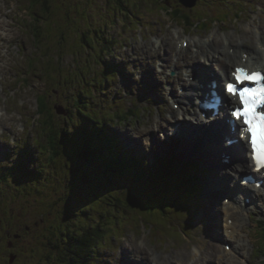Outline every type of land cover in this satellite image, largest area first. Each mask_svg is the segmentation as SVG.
Wrapping results in <instances>:
<instances>
[{
	"label": "rangeland",
	"instance_id": "rangeland-1",
	"mask_svg": "<svg viewBox=\"0 0 264 264\" xmlns=\"http://www.w3.org/2000/svg\"><path fill=\"white\" fill-rule=\"evenodd\" d=\"M33 1L35 5L30 6L32 10H24ZM45 1L0 0L1 7L5 6L6 3L20 7L19 11L23 14L22 19L26 22L21 38L24 48H20L16 43L12 45V53L13 56L15 55L13 67L7 73L8 83L4 84L6 92H2L0 89V112L6 113L7 118H15L16 121L12 119L10 123L14 124L17 128L16 134H11L9 126H6L4 129L0 128V164L9 162L11 159L7 157L9 153L14 154V159L17 158V150L22 149L23 145L31 151L28 157L33 158L37 162L48 160L47 156L49 152L41 149L38 145L39 142L44 141L42 130L39 128L40 122L37 120L38 116H36L38 112V97L42 93L47 95L49 106L59 116V122L63 124L67 123L69 119L68 107L73 106V100H77L78 94H82L87 88L86 86H93L90 83L96 82V73L101 72L104 67V64L98 58L99 56L94 55L88 50L89 48L82 46L79 48L77 46L76 33L79 31V27L85 32L91 23L97 27H104V24H107L109 34L118 37L120 43L114 48L115 51L113 50L109 53L108 57L107 55L105 57H107L106 60L113 62L116 66H125L126 72H122L126 73L130 78V82H125L123 77L118 74L115 81L109 83L106 88H101L103 93L98 90L97 92L94 91L95 98L91 101L96 105L113 102L110 107L121 105L125 109L136 108L138 106L140 115H136L134 119H129L127 122H119L121 118L116 115L112 123L108 121L121 138V153L136 154L142 159L143 164L148 166H152L153 162L161 160L157 155L155 158H152L150 156L151 150L149 149V136L162 140L158 132L159 130L151 128L149 131H145L143 128L149 120L154 116L161 115L162 112H164V117H166L163 132L172 124L169 123L171 121L169 118L172 104L168 101L167 90L161 93L158 83H162L166 89L174 83L165 81L163 74H157L156 62L157 60H161V57H158L156 60L157 56L147 58L143 55H137L135 53L136 44H143L148 39L150 41V38L156 41L155 38L160 39V36L166 37L169 32V24L177 28L179 32H182V35H176L178 40L196 39L205 41L209 30H200L199 27L190 28L182 20L173 19L169 13H166L162 9L161 4L157 2L158 0L143 2L141 11L135 8L134 10L138 18H124L120 16L115 23L108 22V17H114L115 14L108 9L106 5L107 0H48L46 4ZM216 1H221V3ZM165 2L169 8L175 5V2L181 5L180 0ZM200 3L201 1L199 0L196 6L198 7L197 13H192L193 22L198 20V13L206 18H215L222 8H226L232 16L231 19L224 23L216 20L212 24L210 32L212 30L217 32L220 29V35L225 36L226 32H241L246 30L247 26L256 27L261 32L264 31V0H209L207 2L204 1L202 5ZM204 3H208L209 5L204 6ZM220 5L222 7H217ZM86 8L87 14L86 12L84 14L81 13ZM186 10L191 11L193 9ZM242 11L243 13H241ZM237 12L241 17L235 16ZM85 14L91 15L90 19L84 18ZM77 16L83 19L84 22L81 23ZM37 18L41 20L39 22L41 28L38 29V35H35V26L38 25ZM62 34L65 35V40H63ZM194 50H197V47H194ZM53 59L56 60V63ZM32 60H34L33 63H31ZM193 62L190 60L187 66L190 67ZM85 67L90 68V72L87 73ZM152 76L156 80L153 83L151 81ZM146 80H149L148 84L145 83ZM22 82L25 85H22ZM148 85L156 88V94L152 96L155 99L150 97L149 94L144 93V91H147ZM130 86L135 90H132ZM174 93H177V88L174 89ZM161 105H163L162 110ZM104 107L103 111L107 109V105ZM63 109L64 112H62ZM122 117L129 118L126 115H122ZM33 118L36 119L33 120ZM129 132L134 135L132 140L135 146L134 149L128 148V146H131L128 143L129 140H127ZM159 148L160 146L158 145L157 149ZM69 149L65 147L61 150V154L65 156L67 161L71 160ZM49 156L51 157L50 154ZM34 160L28 166L29 170L36 166V164H33ZM59 160L64 163L63 159ZM188 163L191 165L198 163L202 172L203 194L201 197L195 196L198 208L196 214H188L185 211H181L179 216L172 214L169 217L171 222L162 224L157 233L153 230V225L147 219L146 221L150 224V227L145 222H138L132 219L127 223L124 230L121 229L123 238L116 239L112 237V240L106 245L101 244L96 248L97 257H93L94 259H92L91 264H127L125 246L128 243L134 244L136 241L139 243H145L146 241V244L152 249L169 255L174 254V251L178 252L179 245L190 242L195 236L206 239L205 222L201 223L199 218L202 213L201 202L205 200L206 195L204 179L209 177L213 164L203 159L190 161L183 157L173 161L166 159L162 164H174L173 166H175ZM49 167L50 165L44 168V175ZM208 167L209 169H205ZM186 168L188 167L185 166ZM206 171L208 173L205 174ZM20 173L12 179V186L8 183L0 185V205L8 210V213L0 215V264H60L57 257L58 252L54 251L56 249L54 242L62 244L64 242L62 231L64 229L67 231L69 223L75 225V221H69L65 218L64 214L61 215V213H64L65 206L63 203V208H61L62 204H59L57 201L60 195L66 193V185L64 186L62 182L63 178H57L56 175H52L49 178L50 183L45 186L36 185L34 190L32 185L24 181V175ZM184 174L187 175L186 172ZM64 176L67 177L66 174ZM225 177L227 179V176ZM43 190H49L53 197L47 196L45 192L41 193ZM120 195L118 192L117 196L120 197ZM123 196L124 194H122ZM53 198L55 206L58 209L61 208L57 224L53 216L56 214L49 209L53 208V205L50 204ZM216 199L217 197L211 198L212 202L216 201ZM219 202L223 203V196H221ZM75 205H77L76 201ZM75 210L79 214H82L78 205ZM255 211L257 217H264V211H261L259 208H256ZM87 212L91 214L90 216H96V211ZM60 215L63 219H61ZM2 216H5V218L2 219ZM133 216L136 219L134 214ZM78 217L80 215H77ZM215 219L218 221L216 217ZM7 221L13 222L7 224ZM94 224L100 225L101 223L94 222ZM169 225L170 227H168ZM216 226L218 225L216 224ZM248 226L252 229L251 235L255 240L253 247L249 246L251 236L247 233L245 234V244L251 251V264H262L264 258H258L263 253V250L260 248L258 250L257 225L249 222ZM44 229L46 230V234L42 233ZM178 229H182L187 233V235L184 234L185 238L180 234ZM51 234L52 237L56 234L53 240L54 248H52L49 240V238L52 239ZM15 235H22V237L20 236V239H16ZM10 242H13V245ZM207 243L209 246L210 242L208 241ZM219 243L221 245L224 244L223 241ZM193 246L197 247L193 248ZM200 247L198 244L191 245V249L195 255H198ZM260 247L264 246L260 245ZM13 254H17V257L11 263L10 257ZM55 255L56 258L54 259Z\"/></svg>",
	"mask_w": 264,
	"mask_h": 264
},
{
	"label": "trees",
	"instance_id": "trees-1",
	"mask_svg": "<svg viewBox=\"0 0 264 264\" xmlns=\"http://www.w3.org/2000/svg\"><path fill=\"white\" fill-rule=\"evenodd\" d=\"M144 1L107 0L108 9L115 14L114 17H108V22L115 23L120 16L138 18L134 9L141 11V3ZM165 1L158 0L157 2L161 4L162 9L165 11L168 9L171 12L173 8L171 15L174 18L184 20L190 28H196L201 25V29H206V26L202 24L204 21L203 17L200 16L199 24L193 22L192 13H195L196 10H186L178 2H175V5L169 8ZM46 3H48V0L45 1ZM84 12L87 14V8L81 13L84 14ZM86 14L84 18L91 17V15ZM79 16H77L78 19H80ZM40 21L37 18L38 25L35 26V35H38V29L41 28ZM80 21L81 23L84 22L83 19H80ZM78 30V33H76L77 46L79 48L81 46L89 48V51L99 56L98 58L105 66H110V68L108 67L109 72H107L110 75H107L103 70L97 73L101 82L100 85H104L107 80H113L115 70L112 65L105 61V56L118 45L119 39L109 34L107 24H104V27H97L91 23L85 32L80 27ZM63 34V40H65V35ZM61 43L63 42L61 41ZM53 61L56 63L55 59ZM85 68L87 73L90 72V68ZM88 89L90 90V87ZM90 96H92L90 91H85L82 94H78L77 100H73V107L69 108L68 124L59 122V116L49 106L47 95L42 93L39 96V111L42 125L44 126L43 132L49 139L50 146L40 143V147L52 154L53 159L51 160L54 161L56 156L57 160H64V163L58 160L57 164L49 161V163L57 166L56 172L54 169L52 171L49 170L51 171L50 173L47 170L44 175V168L29 170V164L26 162H22L19 165L16 173L10 170H0V183L6 179L8 184L12 186V179L18 174L17 170H21V174L24 175V181L26 183L30 182L34 190L36 185L45 186L50 183L49 178L52 175L60 176L62 179L63 177L60 173L62 170L64 174H67V178L63 181L61 180L63 185H66V193L60 195L57 199L59 204H62L61 208H63L64 203V213L60 212L61 208L58 209L55 206L54 198L50 202L53 208L48 207L51 212L56 214L53 215L56 224L59 213L61 215L64 214L69 221H75V225L68 222L67 231L66 229L62 231L64 242L62 244L54 242V245H56L54 251L58 252L57 257L60 264H91L93 257H97L96 248L102 243H106L107 236L114 227L117 225L118 227L125 226L127 222L134 219L133 214L135 217L138 215L149 217L154 220V223L157 222L156 220L162 221L163 218L169 217L168 215L174 212L172 208L178 210L175 204L183 202L185 197L189 195L186 192H175L177 186L174 183L180 181L178 175L174 173L169 175V173L167 179L162 176L151 179L141 171L140 163L137 164L132 160L131 156L123 158L120 154L121 141L108 122L109 119H113L112 115L103 111L102 108L98 109V106L92 103L91 100L87 101L86 99ZM118 111L119 113L127 112L121 105H118ZM65 147L70 148L68 150L70 154H68L71 156V160L69 161L61 154V150ZM116 149H119V151L116 152ZM58 170L60 171L58 172ZM107 174L109 175L107 176ZM121 179H123V183L127 180V187L123 185L119 187L120 185L116 182L121 181ZM185 179L186 181L196 179V176ZM193 185L195 187V183ZM49 190H43L41 193L45 192L47 196L53 197ZM118 191L121 193L120 197L117 196ZM187 191H191V189L188 188ZM122 194H124L123 197ZM75 201L82 214L76 212L77 205H75ZM0 210V215L8 213V210L1 205ZM87 211H96V216H90L91 214H88ZM77 215H80V217L77 218ZM3 218L5 216H2ZM61 219L63 218L61 217ZM10 222L12 223L13 221H7V224ZM94 222L101 224H94ZM45 232L46 230L44 229L42 233L46 234ZM55 235L52 237L51 234L52 239L49 238L52 248H54L53 240ZM262 235L264 239V230H262ZM10 243L13 245V242Z\"/></svg>",
	"mask_w": 264,
	"mask_h": 264
},
{
	"label": "bare ground",
	"instance_id": "bare-ground-1",
	"mask_svg": "<svg viewBox=\"0 0 264 264\" xmlns=\"http://www.w3.org/2000/svg\"><path fill=\"white\" fill-rule=\"evenodd\" d=\"M33 5L34 1L29 6L32 7ZM19 9L20 7L16 5L12 6L10 3H6L3 7L0 6V85L8 83L7 73L13 67L15 55L13 56L12 53V45L16 43L20 48H24V43L21 38L25 30L24 26L26 22L22 19L23 14ZM168 29L169 32L166 37L160 36L161 40L159 43L151 38V42L148 39L143 44L137 43L135 53L139 56H146L147 58L157 56L156 60L158 57H161L163 67H165L162 70L163 74L166 73V69L169 67L176 70L175 75L166 76V79L175 83V86L186 84L182 71L184 69L183 66L189 65L190 60L194 61L192 65L199 69L202 77L208 78L210 81L216 80V78L221 80L225 74H228L231 66H235V59L240 57L243 49L251 51L253 58H258L259 65L263 64L264 31L261 32L256 27L251 26L249 29L241 32H226L225 36L220 35L219 29L217 32L211 34L206 41L191 39L188 48H185L183 45L180 46L179 40L176 38L173 30L171 28ZM178 34L182 35V32H178ZM257 42L260 43V48H258ZM193 46L197 47V50H194ZM214 69H217V74L213 72ZM156 71L158 75L162 74L158 68H156ZM154 81L156 80L153 79ZM145 83L148 84L149 80H146ZM158 85L162 93L164 86L160 82ZM130 88L135 90L131 86ZM190 89L191 91L186 96L177 94L173 100L174 103L178 104L177 102H179L182 105L180 111H175L173 106L171 108L170 114L171 117H174V120L177 119L176 123H179L178 117H180L182 111L189 112L193 116H190L188 122L184 123V132L178 138L179 143L183 144V147L178 151L170 150L169 153L172 157H183L191 161L195 158H205L213 164V168L210 169V176L204 179L206 197L201 202L202 214L199 218L201 223L205 222L206 239L195 236L190 242L179 245L178 252L174 251V254L169 255L152 249L146 244V241L145 243H139L137 241L135 242L136 244L128 243L125 246L127 264H248L241 260H250L251 258V254L247 252L249 248L245 244L246 239L244 236L246 232L249 235L252 234V229L247 225V217L237 210L225 213L223 214V220L226 222V226L220 230V225H222L220 219L224 203H219V197L226 193L231 197L233 196V199L236 201L238 198L235 189L236 186L238 187V184H235V186L232 184L238 176H242L239 173H245L248 170L252 172L253 164L247 152L244 150H237L236 159L231 166L222 165L220 158H215L216 153L223 148L217 128L220 126L222 130L227 129L229 134L233 135L234 133L228 122L229 116L225 114L227 108L220 105L218 107L221 113L219 118L205 123L201 119V116L198 115L195 107V95L200 94L197 83L191 85ZM144 93L150 95L151 93L156 94V91L149 90L144 91ZM22 95L24 96V94ZM162 109L163 105H161ZM223 111L225 112L223 113ZM197 116L200 118L198 121H196ZM12 119L16 121L15 118H7L5 114H0V128L4 129L6 126H9L11 128V134H16L17 128L14 124L10 123ZM165 119L164 112H162L161 115L154 116L149 120L143 129L149 131L151 128L156 129L158 127L160 128L159 132H161L165 125ZM137 132L141 133L140 131ZM133 136L130 132L127 134L128 143L132 148L134 147V143H132ZM117 151L119 149H116ZM132 160L139 164L138 159ZM225 176H227V179ZM242 189L245 190L246 188ZM250 192L253 193L256 200L255 206H261V211H264V188H262V192H255L253 190ZM212 197H217L216 201L212 202ZM248 197L249 195L246 196V199ZM215 217L218 221H216ZM230 219L234 220L232 224L229 222ZM225 230L227 235L224 234ZM231 230L235 231L233 232ZM230 240L233 241V245L227 251L225 244L230 242ZM208 241L210 242L209 246ZM222 241H224L223 245L219 243ZM253 242L254 239L251 237V243ZM193 244L201 246L198 255H195L191 249V245Z\"/></svg>",
	"mask_w": 264,
	"mask_h": 264
},
{
	"label": "snow or ice",
	"instance_id": "snow-or-ice-1",
	"mask_svg": "<svg viewBox=\"0 0 264 264\" xmlns=\"http://www.w3.org/2000/svg\"><path fill=\"white\" fill-rule=\"evenodd\" d=\"M221 102L226 114L237 123V131L247 134L257 171L264 170V72L237 65L219 81ZM233 97L236 98L233 106Z\"/></svg>",
	"mask_w": 264,
	"mask_h": 264
},
{
	"label": "water",
	"instance_id": "water-1",
	"mask_svg": "<svg viewBox=\"0 0 264 264\" xmlns=\"http://www.w3.org/2000/svg\"><path fill=\"white\" fill-rule=\"evenodd\" d=\"M186 7L192 8L195 7L197 4V0H180ZM237 66V64L235 63V66H233V69ZM62 112H64V109L62 110ZM16 238H20V236H16ZM16 255H11V263H13L16 259Z\"/></svg>",
	"mask_w": 264,
	"mask_h": 264
},
{
	"label": "clouds",
	"instance_id": "clouds-1",
	"mask_svg": "<svg viewBox=\"0 0 264 264\" xmlns=\"http://www.w3.org/2000/svg\"><path fill=\"white\" fill-rule=\"evenodd\" d=\"M172 133L170 132L169 135H171ZM162 138H163V135H162Z\"/></svg>",
	"mask_w": 264,
	"mask_h": 264
}]
</instances>
